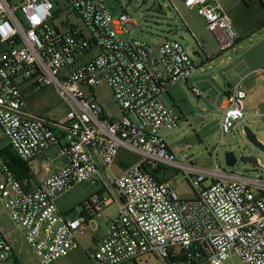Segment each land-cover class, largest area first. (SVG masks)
<instances>
[{
  "label": "built area",
  "instance_id": "built-area-1",
  "mask_svg": "<svg viewBox=\"0 0 264 264\" xmlns=\"http://www.w3.org/2000/svg\"><path fill=\"white\" fill-rule=\"evenodd\" d=\"M106 1L66 0L85 33L69 18L55 17L58 1L0 0V128L31 178L39 176L51 148L58 147L66 161L31 190L0 158V202L9 219L41 264L77 251L90 223L114 204L117 215L86 251L93 264H264V179L229 174L218 163L210 170L181 164L165 139L180 126L169 91L188 85L198 71L192 45L168 39L156 48L135 40L137 22L126 13L113 15ZM225 1H184L205 20L222 52L239 40ZM243 82L222 104L221 94L210 102L222 112V136L249 117ZM102 84L112 90L120 117H109L85 92ZM32 88L55 90L67 110L64 123L29 111L26 94ZM192 92L206 96L198 88ZM121 151L144 163L117 177L113 169ZM168 169L184 174L194 198L178 196L177 176L157 179ZM92 183L100 191L84 213L67 219L57 200ZM13 237L0 228V264L15 258Z\"/></svg>",
  "mask_w": 264,
  "mask_h": 264
},
{
  "label": "rangeland",
  "instance_id": "rangeland-1",
  "mask_svg": "<svg viewBox=\"0 0 264 264\" xmlns=\"http://www.w3.org/2000/svg\"><path fill=\"white\" fill-rule=\"evenodd\" d=\"M10 1L12 4L22 2V0ZM53 1L54 3L58 1L57 9H66L61 19L67 22V15L71 10L68 9L66 0ZM184 1L107 0L106 5L113 15L126 13L137 22L139 28L133 35L135 40L144 41L156 48L162 45L166 38L177 40L185 47L192 45L194 51L198 53L193 58L196 65H201V61H204L202 70L197 74L201 80L199 84L193 82L189 85L179 84L171 88L167 96L173 112L180 118L179 128L165 137L170 149L175 153L176 160L181 164L195 165L209 170L214 169L215 163H218L229 174L264 179L262 168L264 153L248 141L244 132V128L249 127L264 143V116L254 117L258 112L263 111L260 104H264V0H226L223 3L239 35L236 46L223 53L214 35L208 30L205 20L195 10L187 8ZM68 16L69 20L78 26L79 31L87 33L83 23L73 13ZM130 37L129 34L126 35V38ZM187 38H190L191 42H188ZM241 79H244L243 86L248 96L245 100V110L249 117L243 122L240 121L232 132L222 136V112L210 104V99L215 100L217 94L221 93L223 98L220 104H222L226 99L223 93L230 87L233 90ZM193 88H198L206 96L197 97L192 92ZM85 92L104 106L109 117H120V109L113 101V92L106 84L99 85L93 90L85 89ZM251 94L254 95L253 104L250 103ZM26 98L30 112L61 123L66 121V107L53 88L35 89L33 92H27ZM10 146V141L0 129V152ZM58 151V147L48 151V155L55 160V163L60 161ZM226 151L234 152L239 158L255 157L260 165L254 166L239 161L236 167L231 168L224 156ZM119 156L126 164V169L115 166L113 172L117 177L125 170L128 171L144 163L142 157L125 151ZM163 175L166 179L177 176L178 181L174 184L180 198L195 197L194 190L182 172L168 169ZM95 189L93 183L78 185L58 201V206L61 210H66L68 215H72L91 198ZM113 194L117 195V191L113 190ZM117 213L118 206L114 204L101 218L92 223L93 228L101 227V231L95 234L96 238L106 233L108 219L115 217ZM0 228L17 239L15 243L17 256L6 264H41L34 250L9 219L1 202ZM80 244L77 251L52 264H93L86 252L92 247V242L89 238L82 237ZM236 262L239 263V260L236 259ZM148 264H156V262L149 261Z\"/></svg>",
  "mask_w": 264,
  "mask_h": 264
},
{
  "label": "crops",
  "instance_id": "crops-1",
  "mask_svg": "<svg viewBox=\"0 0 264 264\" xmlns=\"http://www.w3.org/2000/svg\"><path fill=\"white\" fill-rule=\"evenodd\" d=\"M188 29V28H187ZM189 30V29H188ZM189 32H190V30H189ZM169 38H166V40H168ZM194 53H195V55H197L198 53H196L195 51H194ZM203 64H204V61H201V65H197L198 66V71L194 74V76L189 80V82H188V85L191 83V82H193V84H199L200 82H201V80H200V78H198V72L200 71V70H202V66H203ZM230 87V86H229ZM231 88L232 87H230V89L229 90H226L223 94L224 95H227V94H229L232 90H231ZM46 89V88H45ZM31 92H33V91H35V88H32L31 90H30ZM219 94H221V93H219ZM218 95V94H217ZM221 96H222V94H221ZM250 98H251V101H250V103L251 104H253L255 101L253 100L254 99V95L253 94H251V96H250ZM260 99V98H259ZM214 99H210V102H212ZM211 104V103H210ZM260 108L263 110L262 112H258L254 117L256 118V117H258V116H264V104L263 103H261L260 104ZM32 114H34L33 112H31ZM35 116H40V117H44L43 115H41V114H34ZM45 118V117H44ZM48 120H50V121H53V122H58V121H56V120H52V119H48ZM1 129V128H0ZM4 133V132H3ZM48 151H50V150H48ZM48 151H46V160L44 161V162H42V164H41V173L39 174V176H37V178H31V176H29V179H25V180H22L21 182H23V184L24 185H26V187L28 188V189H31V190H34V189H36L38 186H39V184H40V181L42 180V179H44V178H46V177H48V176H50V175H52L54 172H56L59 168H61V167H63L65 164H66V161L65 160H62V159H60V161H59V163H55V160L53 159V158H51V156H49L48 155ZM122 154V151L120 152V154L119 155H121ZM115 166H121L122 168H124V169H126V164L120 159V156H118V158H117V160H116V163H115ZM125 173L127 172L126 170L124 171ZM123 172V173H124ZM123 173H121V174H123ZM158 178H159V180L160 181H163V180H166V178L164 177V175L163 174H161V173H158ZM32 179V180H31ZM94 185H95V193H97V192H99L100 191V186H98L96 183H93ZM94 193V194H95ZM93 194V195H94ZM92 195V196H93ZM91 196V197H92ZM63 197V196H62ZM62 197H60L58 200H57V202H56V204H57V207L59 208V206H58V201L62 198ZM90 199V198H89ZM88 199V200H89ZM88 200L87 201H85L84 203H83V205L81 206V208L79 209V210H77V211H75L72 215H68V212H66V210L65 211H63V210H61L60 208H59V211L67 218V219H75L76 217H78L80 214H82V213H84V206H85V204L88 202ZM92 223L93 222H91L90 223V231H89V235L88 236H86L87 238H89L90 239V241L92 242V245H93V242L94 241H98V240H100V238H102V237H99V238H96L95 237V234L97 233V232H99V231H101V229L100 230H96V228H93V226H92ZM108 223V222H107ZM107 225V224H106ZM101 228V227H100ZM14 238V237H13ZM14 241H15V243L17 242V239L16 238H14ZM15 249H16V247H15ZM17 255H15V257H16Z\"/></svg>",
  "mask_w": 264,
  "mask_h": 264
},
{
  "label": "trees",
  "instance_id": "trees-1",
  "mask_svg": "<svg viewBox=\"0 0 264 264\" xmlns=\"http://www.w3.org/2000/svg\"><path fill=\"white\" fill-rule=\"evenodd\" d=\"M69 9V8H68ZM66 10V9H65ZM63 9H57L55 12V17L58 19H61L62 13L65 11ZM70 10V9H69ZM69 14H72V11H70ZM68 14V15H69ZM67 17L69 18V16ZM62 20V19H61ZM239 41V40H238ZM238 43V42H237ZM223 53V52H222ZM0 157L6 162V164L13 170L14 174L16 175V178L20 181L29 179L30 176V168L29 166L23 162L13 151L12 147L3 150L0 152ZM157 179L158 173H156Z\"/></svg>",
  "mask_w": 264,
  "mask_h": 264
},
{
  "label": "water",
  "instance_id": "water-1",
  "mask_svg": "<svg viewBox=\"0 0 264 264\" xmlns=\"http://www.w3.org/2000/svg\"><path fill=\"white\" fill-rule=\"evenodd\" d=\"M244 132L246 134V137L248 139V141L258 150H260L261 152L264 153V144L263 142H261L256 134L253 133V131L249 128V127H245L244 128ZM224 156L226 158L227 164L229 167L234 168L237 166L238 162H242V163H249L252 164L254 166H259V161L252 156H241L240 158H238L234 152L232 151H226L224 153Z\"/></svg>",
  "mask_w": 264,
  "mask_h": 264
},
{
  "label": "flooded vegetation",
  "instance_id": "flooded-vegetation-1",
  "mask_svg": "<svg viewBox=\"0 0 264 264\" xmlns=\"http://www.w3.org/2000/svg\"><path fill=\"white\" fill-rule=\"evenodd\" d=\"M238 158H239V157H238ZM238 164H239V162H238ZM238 164H237V165H238Z\"/></svg>",
  "mask_w": 264,
  "mask_h": 264
}]
</instances>
